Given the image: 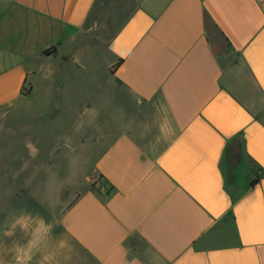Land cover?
Here are the masks:
<instances>
[{
	"label": "crops",
	"instance_id": "crops-1",
	"mask_svg": "<svg viewBox=\"0 0 264 264\" xmlns=\"http://www.w3.org/2000/svg\"><path fill=\"white\" fill-rule=\"evenodd\" d=\"M53 58L107 66L110 115L69 133L104 183L28 264H264V0H0V130Z\"/></svg>",
	"mask_w": 264,
	"mask_h": 264
},
{
	"label": "rangeland",
	"instance_id": "rangeland-1",
	"mask_svg": "<svg viewBox=\"0 0 264 264\" xmlns=\"http://www.w3.org/2000/svg\"><path fill=\"white\" fill-rule=\"evenodd\" d=\"M34 67L39 73L36 91L21 102L34 116L25 126L9 124L0 130V264H12L15 255L28 264L30 241L50 244L59 238V219L74 195L104 183L93 171L98 148L69 133L78 113L95 108L94 101L101 109L87 119L110 115L107 66H77L53 58ZM25 87L29 90V81ZM67 136L70 149L50 157V148Z\"/></svg>",
	"mask_w": 264,
	"mask_h": 264
},
{
	"label": "trees",
	"instance_id": "trees-1",
	"mask_svg": "<svg viewBox=\"0 0 264 264\" xmlns=\"http://www.w3.org/2000/svg\"><path fill=\"white\" fill-rule=\"evenodd\" d=\"M28 94H29V90H27L26 87H25V85H24V87H23V89H22V95L27 96ZM100 178H101V177H100ZM257 182H258V180H257V179H254V180L250 183V185L253 186V185H255ZM91 189H93V185H92ZM109 190H110V186H109Z\"/></svg>",
	"mask_w": 264,
	"mask_h": 264
}]
</instances>
